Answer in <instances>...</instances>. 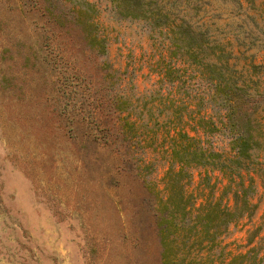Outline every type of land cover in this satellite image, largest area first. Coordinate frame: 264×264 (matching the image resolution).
<instances>
[{
	"label": "rangeland",
	"instance_id": "374dc122",
	"mask_svg": "<svg viewBox=\"0 0 264 264\" xmlns=\"http://www.w3.org/2000/svg\"><path fill=\"white\" fill-rule=\"evenodd\" d=\"M151 1L174 10L169 21L206 26L236 74L258 81L254 130L264 134V0ZM170 51L166 28L122 16L110 0H0V264H160L153 204L170 119L204 116L219 129L185 130L229 150L224 101ZM167 62L179 68L172 81L161 74ZM136 114L146 126L124 125ZM259 140L250 165L258 206L223 236L233 250L264 215ZM202 170L192 169L194 183Z\"/></svg>",
	"mask_w": 264,
	"mask_h": 264
},
{
	"label": "trees",
	"instance_id": "16d2710c",
	"mask_svg": "<svg viewBox=\"0 0 264 264\" xmlns=\"http://www.w3.org/2000/svg\"><path fill=\"white\" fill-rule=\"evenodd\" d=\"M110 1L122 16L144 18L154 26L166 28L170 56L196 65L212 84V96L218 95L224 101L220 122L229 131L228 151L209 148L199 135L189 133L219 129L204 116L185 118L183 111H179L170 119L169 128L174 133L166 148L168 167L162 177V188L154 191L153 204L161 245L160 264H264V215L246 230L245 249L233 250L222 242L229 227L243 218L250 219L258 206L254 201L255 180L250 173L252 149L261 145L259 137L264 136L261 130H254L255 95L260 93L258 81L236 74L229 62L230 51L224 43L210 38L206 26L194 25L184 15L169 21L174 10H165L151 0ZM175 69L179 68L167 62L162 77L174 80ZM169 101L173 103L174 99ZM147 111L151 118L150 107ZM135 120L132 123L126 118L124 125L136 129L146 126L137 122L141 120L140 114H136ZM156 132L152 130V138ZM197 167L203 170L194 183L192 169ZM215 170L220 175L213 176Z\"/></svg>",
	"mask_w": 264,
	"mask_h": 264
}]
</instances>
